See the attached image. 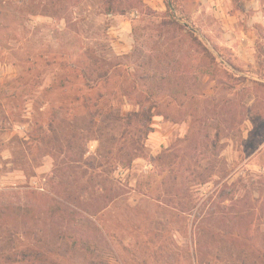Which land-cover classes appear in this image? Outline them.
Listing matches in <instances>:
<instances>
[{"label":"rangeland","instance_id":"374dc122","mask_svg":"<svg viewBox=\"0 0 264 264\" xmlns=\"http://www.w3.org/2000/svg\"><path fill=\"white\" fill-rule=\"evenodd\" d=\"M0 264H264V0H0Z\"/></svg>","mask_w":264,"mask_h":264},{"label":"trees","instance_id":"16d2710c","mask_svg":"<svg viewBox=\"0 0 264 264\" xmlns=\"http://www.w3.org/2000/svg\"><path fill=\"white\" fill-rule=\"evenodd\" d=\"M84 75H85V77H86V79H87V83H88L90 77H88L86 73H84ZM93 104H94V107H96V109H97V113H99V112H98V110H99V99H98V98H95V101H94ZM99 115H100V114H99ZM92 116H94V115L92 114ZM135 116H136L137 119H139L140 116H142V115H140L139 113H135ZM148 117H149V116H148ZM148 117L146 116V117H144V118H145L146 120H150ZM102 118H103V120H121V119H117V118L112 117V116H111V117H108V119H107L105 116H103ZM144 118L142 117V119H144ZM95 119H96V118H91V120H95ZM127 120H132V118L127 117Z\"/></svg>","mask_w":264,"mask_h":264}]
</instances>
